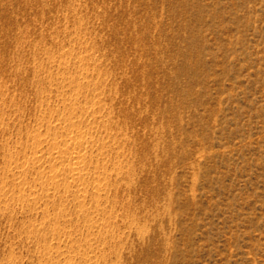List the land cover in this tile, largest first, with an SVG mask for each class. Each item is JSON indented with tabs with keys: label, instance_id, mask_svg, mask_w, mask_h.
<instances>
[{
	"label": "rangeland",
	"instance_id": "374dc122",
	"mask_svg": "<svg viewBox=\"0 0 264 264\" xmlns=\"http://www.w3.org/2000/svg\"><path fill=\"white\" fill-rule=\"evenodd\" d=\"M0 264H264V0H0Z\"/></svg>",
	"mask_w": 264,
	"mask_h": 264
},
{
	"label": "bare ground",
	"instance_id": "6f19581e",
	"mask_svg": "<svg viewBox=\"0 0 264 264\" xmlns=\"http://www.w3.org/2000/svg\"><path fill=\"white\" fill-rule=\"evenodd\" d=\"M77 136H79V135H77ZM75 137V136H74ZM77 138H79V137H77ZM77 140V139H76ZM82 141V140H81ZM79 143V142H78ZM81 143V142H80ZM83 143V142H82ZM78 162V161H77ZM78 170H79V168H78ZM81 170V169H80ZM79 170V171H80ZM77 172V171H76ZM74 173H75V171H74ZM77 175V174H76ZM78 175H79V172H78ZM80 176H81V174H80Z\"/></svg>",
	"mask_w": 264,
	"mask_h": 264
}]
</instances>
